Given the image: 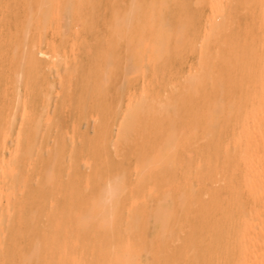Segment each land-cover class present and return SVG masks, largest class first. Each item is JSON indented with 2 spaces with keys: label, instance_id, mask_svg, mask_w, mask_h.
<instances>
[{
  "label": "bare ground",
  "instance_id": "obj_1",
  "mask_svg": "<svg viewBox=\"0 0 264 264\" xmlns=\"http://www.w3.org/2000/svg\"><path fill=\"white\" fill-rule=\"evenodd\" d=\"M0 264H264V0H0Z\"/></svg>",
  "mask_w": 264,
  "mask_h": 264
},
{
  "label": "rangeland",
  "instance_id": "obj_2",
  "mask_svg": "<svg viewBox=\"0 0 264 264\" xmlns=\"http://www.w3.org/2000/svg\"><path fill=\"white\" fill-rule=\"evenodd\" d=\"M101 9H102V10H101L102 14H107V13H106V12H107V9H105L104 7H102ZM97 27H99V28H97V29H100V28H101V23H100V22H99V25H98ZM82 33H83V32H82ZM83 34H85V33H83ZM85 35H86V34H85ZM87 35H88V37H89V34H87ZM71 37H73V38L76 39V36H74V35L71 36ZM77 37H78V36H77ZM77 39H78V38H77ZM77 39H76V40H77ZM80 43H81V42L76 43V45H77V52H78L79 56H80L81 58L84 59V58H86V54H85V50H84L85 48L83 49V51H84V53H83V52H82V47H83L84 45L82 46V44H80ZM67 46H68V47H66V48H67V51L70 53V51H69V44H67ZM79 51H80V52H79ZM188 53H189V54H188ZM184 58H185V59H184ZM184 58H183V61L179 62V63H178V66H177V67H178V70H179V72H180V74H182V75H184L185 73H187V71H188V69H189L188 66H189V65H192V64L194 63V61H195V55H194L193 52H187ZM187 58H188V59H187ZM189 62H190V63H189ZM181 65H182V66H181ZM189 67H190V66H189ZM53 72H54V73H53ZM52 73H53V74H52ZM52 73H51V71L49 72V78H50V79H51L52 77L55 76V71H52ZM51 76H52V77H51ZM54 78H56V77H54ZM57 87H58V88L60 87L59 84H57L56 88H57ZM56 90H58V89H56ZM55 93H56V91H55ZM55 93L52 94V96H51V100H52V101L50 100V101H51V104L49 103V105H48V108L50 107V109H49L50 112H51V110H53V108H54V101L58 99V98H57L58 95H55ZM53 95L55 96V100H54V101H53V99H54V96H53ZM56 98H57V99H56ZM52 106H53V107H52ZM51 107H52V108H51ZM71 109H72V108H70V110L67 109V110L64 112V114H65V113H66V114H65V115L63 114V120H64V122L67 121L66 123H69V124H66V123H65V124L67 125V128H68L69 130L71 129L72 121H77V124H79L78 121H80V124H82V125L79 124V125H80V126H79L80 129H81V127L84 128V127L86 126V128H88V129H87V133H88V134H89V133L91 134L92 132L94 133V127H95V121H94V118H93L92 116H88L87 119H89V118L91 117V118H93V121H92V119H90L91 121H90V120H87V123H86V121H85V120H86V117H85V118H82V119H84V121H83V120H81V119L79 118V116H78V118H79L80 120H79V119L77 120V115L74 114V111H73L74 109H72L73 114H72V112H71ZM68 110H69V111H68ZM70 113H71V114H70ZM66 115H67V116H66ZM70 115H71L72 117H70ZM74 115H75V116H74ZM68 116H69L70 118H69ZM73 116H74V117H73ZM64 117H65V118H64ZM66 119H67V120H66ZM68 119H69V120H68ZM72 119H73V120H72ZM65 120H66V121H65ZM68 121H69V122H68ZM82 121H83V123H82ZM89 121H90V125H89ZM93 122H94V123H93ZM85 123H86V125H85ZM91 123H93V125H91ZM84 125H85V126H84ZM87 126H88V127H87ZM80 129H79V130H80ZM81 130H82V129H81ZM83 130H86V129H83ZM83 130H82V131H83ZM88 130H89V131H88ZM114 130H115V125H114ZM85 132H86V131H85ZM113 132H114V131H113ZM90 134H89V135H90ZM112 135H114V134H112ZM112 141H113V140L110 141V148H111V150H112V146L114 147V145H113L114 143H113ZM9 142L11 143V138H9ZM9 142H8V143H9ZM111 142H112V143H111ZM10 143H9V144H10Z\"/></svg>",
  "mask_w": 264,
  "mask_h": 264
}]
</instances>
